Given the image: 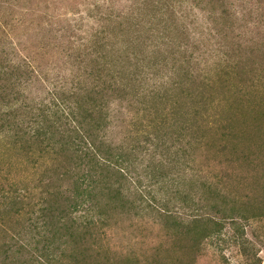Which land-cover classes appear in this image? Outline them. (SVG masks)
<instances>
[{
    "label": "rangeland",
    "instance_id": "1",
    "mask_svg": "<svg viewBox=\"0 0 264 264\" xmlns=\"http://www.w3.org/2000/svg\"><path fill=\"white\" fill-rule=\"evenodd\" d=\"M123 259L264 264V0H0V264Z\"/></svg>",
    "mask_w": 264,
    "mask_h": 264
},
{
    "label": "trees",
    "instance_id": "2",
    "mask_svg": "<svg viewBox=\"0 0 264 264\" xmlns=\"http://www.w3.org/2000/svg\"><path fill=\"white\" fill-rule=\"evenodd\" d=\"M217 226H218V224H217ZM240 237H241V240L239 242H235V243H236V245H240L239 252L242 254L243 257H245V255H248V253L250 251L249 249H251V248L249 246V242L243 240L244 232H240ZM201 239H199L198 237L196 238V240H193V239L189 238V240H188L189 247H187L186 250L190 251V248L193 249L192 248L193 247V243H194V247L196 245L198 246L200 244V240ZM106 264H108V262ZM117 264H130V263H129V259H123V260L118 261ZM174 264H188V263L185 260H183V259H177V260H174Z\"/></svg>",
    "mask_w": 264,
    "mask_h": 264
}]
</instances>
